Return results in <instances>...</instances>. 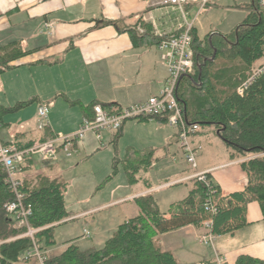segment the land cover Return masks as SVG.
<instances>
[{
	"label": "crops",
	"instance_id": "obj_1",
	"mask_svg": "<svg viewBox=\"0 0 264 264\" xmlns=\"http://www.w3.org/2000/svg\"><path fill=\"white\" fill-rule=\"evenodd\" d=\"M160 1L0 0V47L11 42H19L23 50L30 51L25 57L12 61V68L0 73V94L5 96L0 97V105L12 106L17 102L31 99L34 100L31 103L36 102L32 107V115L21 110L16 116L2 117L1 139L5 143L14 142L18 147H26L48 138V133L60 136L61 132L69 134L75 130L83 118L80 105L86 106L92 101H97L105 107L121 108L157 94L167 77L168 70L159 58L156 45L135 47L127 33L119 32L111 24L99 22L109 20L120 24L126 20L128 24H134L139 17H142V21L151 23L154 29L162 33L172 32L179 17L174 20L170 18L168 21L164 16L171 12L178 13V11L163 6ZM186 7H188L190 18H193L197 9L196 5L188 4ZM46 22L55 23L54 27L43 28ZM206 31L210 30L204 32ZM40 59H46L49 62H38ZM263 59H259L256 63H260ZM57 79L61 80L58 85L55 81ZM46 81L55 87L51 92L41 90L42 84ZM62 81L65 82L63 86ZM57 92L61 93L64 101L59 102V99L53 98ZM70 100L79 102V105H72ZM58 104L63 109V115L66 113L68 118L72 119L70 129L65 131H60L57 128V122L52 119V109ZM40 106L48 107V114L44 118L47 119L46 125L42 127L36 125L34 120L35 116H38ZM55 113L61 114L60 111ZM145 125H154L153 128L158 129L165 124L152 119L128 120L121 127L120 135L114 142L112 141L115 134L110 131L104 132L109 133L108 145L116 151L111 165L117 162V171L119 164L124 169L122 160L132 158L137 151L145 150L129 141L123 157L119 158L117 155L119 138L129 135L130 132L139 131ZM101 133L98 139L103 144L108 134L101 136ZM198 133L199 131L192 136L191 140L194 145L201 146L200 156L203 146L200 140L195 139ZM91 136L83 141L82 147L90 142ZM150 149L153 150V148ZM84 151L86 152V149ZM225 151L226 153H223L219 161L214 164L201 165L196 170L183 164L181 171L177 170L173 173H182L181 176L163 177L157 182L152 181L149 176L156 159L153 152L149 156L152 161L151 166L148 169L139 170L136 174L138 180L130 183L135 185L130 192L96 208H102L110 203H117L116 205L125 202L136 203V199L141 196L152 195L154 198L155 193L164 187L185 184L187 189L180 193L183 197L170 201L164 209L159 208L156 202L159 210L166 212L171 203L188 195L191 188L190 179L196 171L210 172L222 196L241 191L248 181L247 173L240 164L242 159L232 160L229 158L226 147ZM164 153L168 156L169 150L164 148ZM24 167L25 169L18 173L20 178H32L44 173L51 178L66 182L61 178L57 160L46 163L41 161V166L37 169L34 159L31 158L25 162ZM167 167L171 171L174 165L167 162L165 168ZM139 181L143 183V186L138 185ZM135 207L139 213L137 203ZM90 210L78 214H73L69 210L70 217L85 215L91 212ZM246 220L247 225L235 230L232 234L215 236L211 244H204L208 245L207 248L196 244L202 243L200 237L207 233L203 226L187 225L158 234L157 239L161 249L170 251L181 264H212L219 253L225 256L226 264H234L235 259L242 254L264 259V222L256 201L247 203Z\"/></svg>",
	"mask_w": 264,
	"mask_h": 264
},
{
	"label": "trees",
	"instance_id": "obj_2",
	"mask_svg": "<svg viewBox=\"0 0 264 264\" xmlns=\"http://www.w3.org/2000/svg\"><path fill=\"white\" fill-rule=\"evenodd\" d=\"M247 8L246 17L227 33L211 30L200 36L196 25H193L190 30L193 69L181 77L176 91L186 123L196 124L198 131L210 127L224 143L229 158L242 159L240 164L248 177L243 190L222 196L208 172L205 180L191 178L188 195L171 203L166 212L159 210L152 195L137 198L139 213L119 224L101 248L81 250L69 241L64 250L49 255L48 248L55 244L53 228L70 217L63 199L67 183L44 173L20 178V189L25 194L23 203L30 205L31 210L28 220L31 227L37 230L33 235L35 243L47 256L45 264H181L170 251L161 249L158 234L187 225L202 226L207 219L212 221L209 233L214 236L232 234L247 225L246 206L250 201L259 204L264 222V73L244 85L251 77L250 71L255 63L264 58V12L258 11L257 0H251ZM99 23L111 24L119 32L127 33L135 47L157 46L171 34L158 36L153 25L142 21V17L134 24L119 25L109 20ZM28 53L30 51L23 50L19 42L1 46L0 73L12 68V61ZM38 62L49 61L40 59ZM32 101L17 102L12 106L0 105V124L5 113L22 109ZM70 103L79 105L73 100ZM96 104L99 103L92 101L86 106L80 105L84 118H93V106ZM103 107L111 112L120 109ZM152 119L166 124L164 116ZM139 120L150 119L143 117ZM120 130L113 132L112 142L120 135ZM47 135L50 138L57 136ZM145 150L122 160L129 183H135L139 170L148 169L152 164L149 156L153 150ZM24 169L22 166L20 172ZM116 172L117 162H114L111 176ZM14 199L0 164V264H37L35 257L25 255L33 248L32 240L28 236H19L24 228L16 226L5 209V205ZM209 201L214 212L205 209V203ZM234 264H264V259L242 254Z\"/></svg>",
	"mask_w": 264,
	"mask_h": 264
},
{
	"label": "rangeland",
	"instance_id": "obj_3",
	"mask_svg": "<svg viewBox=\"0 0 264 264\" xmlns=\"http://www.w3.org/2000/svg\"><path fill=\"white\" fill-rule=\"evenodd\" d=\"M250 3L251 0H211L198 14L195 22L197 32L200 36H204L209 32H204L205 30H213L220 33L231 31L233 27L246 17L248 13L247 7ZM164 17L170 21V18L174 20L176 17H180V15L177 12H171V14H166ZM128 23V21L124 20L119 25ZM250 72L252 73L253 70ZM55 81L56 85L61 83L60 79ZM64 84L65 82L62 81V86ZM53 88L55 87L49 84L48 81L41 86V90L47 92H51ZM0 97L4 98L5 96L0 94ZM54 97L59 99V102L64 101L63 96L59 92L55 93ZM34 103L36 102L30 103L28 106L17 111L5 113L3 117L16 116L21 110L27 111L32 115ZM59 104L52 109V119L57 122V128L60 131H65L66 129H70L72 119L68 118V114L66 113L63 115V109L59 107ZM56 111H60L61 114L55 113ZM34 120L37 123L36 125H41L40 127L46 125L47 121V119L41 118L39 115L35 116ZM153 126L145 125L139 131L130 132V136L127 134L122 138L120 137L117 145L118 157H123L126 146L130 141L143 149L153 148L156 159L149 175L152 181L157 182L163 177L173 175H175L174 177L181 176L182 173H173L177 170L181 171L180 169L185 164L189 165L186 163L177 142V129L167 124L161 125L158 129H154ZM77 129L78 126L69 134L76 132ZM104 132L101 133V136L108 134V137L105 140L102 139L103 144H101L102 142L95 135L92 134L91 136V133H88L82 139L77 140V148L70 150L71 156H66L63 151H59L57 154L61 178L67 182L66 192L64 193L65 205L73 214L88 211L109 203L117 197L124 196L135 186L128 182L127 175L121 164L118 166V171L111 176L112 157L116 151L108 145V141L110 140H108L109 133ZM63 133L66 132H61L60 135H69ZM90 136V142L85 144V147H82L83 141L88 140ZM195 139L200 140L203 151L197 158V167L193 170H196L198 167L200 168L201 165L218 162L223 153H226L224 143L212 132L210 127L200 129ZM164 148L169 150L168 156L165 155ZM83 149H86V152ZM33 159L38 169L41 166V161L37 156H34ZM167 162L174 165V168L171 169L174 172L169 171V166L167 169L165 168ZM202 172L207 171H196L195 173ZM138 185L143 186V183L139 181ZM185 189H187V186L183 183L164 187L155 193V201L158 203L159 208L164 209L165 205H168L170 201L183 197V194L180 193ZM116 204L110 203L102 208L90 210L91 212L82 216H71L67 221L56 225L52 231L55 244L48 248V254L55 255L59 253L66 247L69 241L74 242L81 250L101 248L105 240L113 234L120 223L138 213L137 207H135L136 203L125 202ZM86 234L88 235L86 236ZM202 236L200 237V241L203 243ZM202 243L197 242L196 244L203 248L208 247V245Z\"/></svg>",
	"mask_w": 264,
	"mask_h": 264
},
{
	"label": "built area",
	"instance_id": "obj_4",
	"mask_svg": "<svg viewBox=\"0 0 264 264\" xmlns=\"http://www.w3.org/2000/svg\"><path fill=\"white\" fill-rule=\"evenodd\" d=\"M211 0H161L163 6L173 8L178 11L180 17L176 22L175 29L168 37L163 38L156 46L159 51L160 60L167 66L168 74L158 93L148 97L144 101L133 103L126 107H121L116 112H111L96 104L93 106V118H82L76 132L48 138L44 141L35 142L26 147H18L14 142L5 143L0 137V164L5 172V183L14 193L15 199L5 205L7 213L13 218L16 226L24 228V232L19 236H28L33 242V248L25 255L33 256L37 264H45L47 256L38 249L34 240L33 229L29 223L31 215L30 205L23 203L25 194L20 189L21 180L18 173L24 166L28 158L37 156L42 162H54L57 160L59 151L65 152L66 156H71V149H76V142L88 133L100 138L103 131L115 132L128 120H139L140 118L152 119L156 116L166 117V124L177 129V142L181 148L186 163L191 169L197 167V158L201 152V146L192 143V136L198 131L196 124L189 125L183 116V109L177 102L176 91L182 76L190 73L193 69L191 35L190 30L195 24L198 14ZM195 4L197 9L193 18H190L186 5ZM258 11L264 12V0H257ZM53 22H46L43 28L52 29ZM155 34L162 36L164 32L154 29ZM175 31V33H173ZM177 32V33H176ZM258 64V65H256ZM251 77L244 84L251 82L255 76L264 73V59L256 63ZM241 92V89H238ZM48 114L47 106H40L38 115L46 118ZM1 127V124H0ZM208 172L195 173L191 177L205 180ZM205 209L214 212L211 202L205 203ZM211 219L204 220L202 226L207 230L202 236L204 244H211L215 236L209 233ZM88 234H86L87 236ZM216 264H226L225 257L217 254Z\"/></svg>",
	"mask_w": 264,
	"mask_h": 264
}]
</instances>
